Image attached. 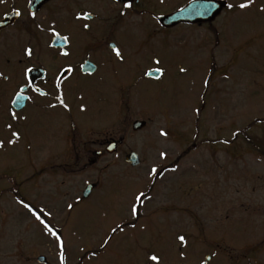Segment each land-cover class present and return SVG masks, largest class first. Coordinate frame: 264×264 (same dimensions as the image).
Listing matches in <instances>:
<instances>
[{
  "label": "rangeland",
  "instance_id": "1",
  "mask_svg": "<svg viewBox=\"0 0 264 264\" xmlns=\"http://www.w3.org/2000/svg\"><path fill=\"white\" fill-rule=\"evenodd\" d=\"M255 21L256 26L245 25L241 31V66L221 77L212 72L206 88L201 73L192 69L205 68L203 54L174 51L168 56L173 63L162 66L158 81L144 77L139 86L146 108L135 87L132 110L133 120H145L146 127L127 137L121 154L107 153L98 166L64 164L72 153L70 144L53 153L49 144L55 137L49 141L43 127L48 119L31 105L12 120L0 111V264H41L40 255L47 264H61V256L63 264H143L142 243L165 245L180 234L198 245L197 232L205 230V238L209 228L218 227L234 243L264 242V152L255 148L258 142L264 147V17ZM73 36L78 49V35ZM173 64L184 65V71ZM100 80L89 79L93 84ZM9 89L10 84L1 82L5 95L0 100L6 106ZM95 106V124L106 121L104 104ZM105 127L94 136H81L78 149L98 147L92 140L104 138L99 129ZM131 151L141 158L137 167L124 161ZM179 154L182 158L174 165ZM153 166L157 173L150 176ZM82 180L99 182V188L73 205ZM139 192L145 196L139 215L132 217L129 206ZM25 204L51 213L42 219L60 231L62 250ZM124 218L132 220L127 225ZM117 225L124 231L102 249ZM169 261L165 264L178 263Z\"/></svg>",
  "mask_w": 264,
  "mask_h": 264
},
{
  "label": "flooded vegetation",
  "instance_id": "2",
  "mask_svg": "<svg viewBox=\"0 0 264 264\" xmlns=\"http://www.w3.org/2000/svg\"><path fill=\"white\" fill-rule=\"evenodd\" d=\"M213 1H217L214 2L216 7L205 11L207 0H0V84H10L6 95L8 104L0 100V111L8 112L11 120L28 105L37 114L44 113L48 119L47 125L43 124L47 138L51 141L55 137L49 145L53 153L70 147L68 151L74 154L71 153L64 164L71 168L98 166L108 153V145L115 141L116 150L110 154L118 156L127 137L138 132L133 130L135 87L146 108L143 87L139 84L144 77L158 81L163 76L162 66L172 62L168 58L172 52L183 51L192 57L205 55V68L192 67L201 73L203 84H212V72L221 77L230 72V68L241 66L239 59L244 40L241 31L245 25L256 26V17H264V0H252L244 9L238 5L245 0ZM129 2L131 6L125 7ZM229 3L234 7L229 9ZM188 7L197 14L192 13L172 25L162 23V16ZM204 13L205 19L197 17ZM56 37L60 45L54 44ZM64 37L68 38L66 43ZM222 47L224 54H220ZM27 49L31 50V55L27 54ZM114 49L119 50V57ZM64 52L69 54L65 56ZM87 62L90 67L85 68ZM9 68H14L16 74L8 73ZM26 69H30L27 74ZM157 69H161L159 77L149 78L147 73ZM33 70L37 72L30 76ZM96 76L101 80L94 84L89 81ZM18 93L25 96L20 110L13 106ZM61 94L67 107L56 99ZM2 95H5L4 90L0 92ZM97 102L104 104L102 112L109 116L104 114L107 120L95 124L92 110ZM102 126H106L99 129L104 138L92 140L98 147L89 145L78 149L80 142H76L81 136H94ZM181 158L182 155H177L174 165ZM91 183L82 180L78 194L71 201L73 205L90 198L91 195L85 198L83 192ZM93 184L94 189L99 188V182ZM124 219L128 225L129 219ZM219 228H209L211 231H206L209 235L205 238V230L197 232L201 236L198 245L186 239L185 244L179 240L165 245L142 243L143 264H165L168 260L177 264H264V242L234 243L226 239V229ZM123 230L119 228L115 233L110 230L106 236L108 242L102 249L110 247L112 238ZM151 254H156L159 260H148Z\"/></svg>",
  "mask_w": 264,
  "mask_h": 264
},
{
  "label": "snow or ice",
  "instance_id": "3",
  "mask_svg": "<svg viewBox=\"0 0 264 264\" xmlns=\"http://www.w3.org/2000/svg\"><path fill=\"white\" fill-rule=\"evenodd\" d=\"M252 3V0H245V2L243 3H240L238 5L239 8L241 9H244V8H247L250 4ZM125 7H130L131 4L130 2L129 3H126L124 5ZM216 5L215 3L213 2V0H207V2L204 4V9L205 11H209L210 9L212 8H215ZM227 7L229 9L233 8L234 5L229 3L227 5ZM85 15L87 16L88 14L85 13ZM85 27H87V25H85ZM53 31V34L54 35H57L55 33V29H52ZM64 42L66 43L68 38L67 37H64L63 38ZM114 51L116 52V55L119 57L120 56V52L118 49H114ZM27 54L28 55H31V50L30 49H27L26 50ZM69 53L68 52H64L63 55L67 56ZM71 70V69H69ZM30 69H26L25 72L27 74V72H29ZM157 72H160L161 69H157L156 70ZM181 71H184V69L182 68ZM147 74H150V73H147ZM57 87H59V85H57ZM18 96L20 95L19 93L17 94ZM56 99L59 101L60 104H62L64 107H67L66 104H64V100L62 99V94L61 95H58L56 97ZM7 127L11 128V125H8ZM18 133L17 132H12V136H17L18 137ZM161 135H166V133L163 132V130L161 131ZM12 141L10 140L9 143H11ZM3 142L0 141V144H2ZM161 156H164L165 153H161L160 154ZM157 173V169L155 166H153L151 169H150V172H149V175H155ZM145 196V193L144 192H139V194L137 195H134V198H133V201L130 203V206H129V214L132 216V217H136L139 215V204L143 203V197ZM23 203V202H22ZM26 208H28V210L30 212H32V214L35 216V218L40 221V223L44 226V229L46 231H48L53 237H55L56 241L58 242L59 244V247L60 249L62 250L63 247H64V242L63 240L61 239V236L58 234L57 230L55 229V226L54 225H51L49 222H46L44 219H42V216H50L51 213H45L43 209H36L30 205H27L25 204L24 205ZM69 208L72 207V205H68ZM120 228L119 225H117L116 227L112 228L111 231L113 233H115L118 229ZM178 240L181 242V244H185L186 241H185V237L183 235L179 236L178 237ZM108 241H105L104 243L106 244ZM181 256H183V252H181ZM148 260L150 261H158L159 260V257L156 255V254H151L148 256ZM63 261H64V258L63 256H61V264H63Z\"/></svg>",
  "mask_w": 264,
  "mask_h": 264
},
{
  "label": "water",
  "instance_id": "4",
  "mask_svg": "<svg viewBox=\"0 0 264 264\" xmlns=\"http://www.w3.org/2000/svg\"><path fill=\"white\" fill-rule=\"evenodd\" d=\"M197 14L195 13V10L192 8V7H188V8H185V9H182L180 11H177L173 14H170V15H166V16H163L161 21L164 25H172V24H175L177 21L181 20V19H185L187 16H190V14ZM197 17H202V19H205V15H199ZM57 38L54 40V44L55 45H60L58 44L57 42ZM84 67H90V63L87 62ZM84 71H88V70H84ZM37 70H33L31 71L29 74L30 76L34 73H36ZM150 74L148 76H153V75H158L157 72H149ZM24 103H25V96L23 95H17L13 101V105L16 109H21L23 106H24ZM146 125V121H142V120H136L133 124V129L134 130H141L145 127ZM116 150V142H112L108 148H107V151L112 153ZM125 160L130 162L133 166H136L140 163V158H139V155L136 153V152H130L129 154L126 155L125 157ZM94 185L93 184H89L88 187L85 189L84 191V197H88L93 189ZM38 261L41 262V263H47V258L46 256L42 255V256H39L38 257Z\"/></svg>",
  "mask_w": 264,
  "mask_h": 264
},
{
  "label": "trees",
  "instance_id": "5",
  "mask_svg": "<svg viewBox=\"0 0 264 264\" xmlns=\"http://www.w3.org/2000/svg\"><path fill=\"white\" fill-rule=\"evenodd\" d=\"M257 124V123H256ZM241 132V131H240ZM240 132H239V134H240ZM238 134V135H239ZM260 144H259V142L258 143H256V149L259 147V149L261 148V149H263L264 147L261 145V146H259ZM264 150V149H263ZM57 230V229H56ZM58 232V231H57ZM58 234H60L59 232H58Z\"/></svg>",
  "mask_w": 264,
  "mask_h": 264
}]
</instances>
